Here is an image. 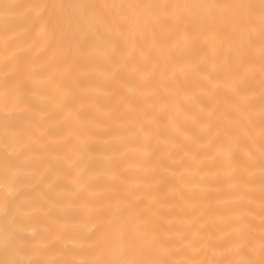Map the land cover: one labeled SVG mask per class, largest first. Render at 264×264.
Listing matches in <instances>:
<instances>
[{
    "label": "bare ground",
    "instance_id": "bare-ground-1",
    "mask_svg": "<svg viewBox=\"0 0 264 264\" xmlns=\"http://www.w3.org/2000/svg\"><path fill=\"white\" fill-rule=\"evenodd\" d=\"M0 264H264V0H0Z\"/></svg>",
    "mask_w": 264,
    "mask_h": 264
}]
</instances>
